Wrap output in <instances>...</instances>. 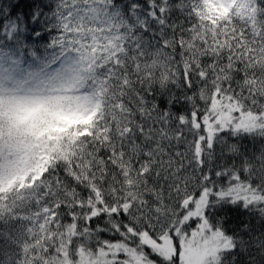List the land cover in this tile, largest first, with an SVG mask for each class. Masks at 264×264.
Instances as JSON below:
<instances>
[{"label": "snow or ice", "instance_id": "snow-or-ice-1", "mask_svg": "<svg viewBox=\"0 0 264 264\" xmlns=\"http://www.w3.org/2000/svg\"><path fill=\"white\" fill-rule=\"evenodd\" d=\"M0 264H264V0L0 4Z\"/></svg>", "mask_w": 264, "mask_h": 264}, {"label": "trees", "instance_id": "trees-1", "mask_svg": "<svg viewBox=\"0 0 264 264\" xmlns=\"http://www.w3.org/2000/svg\"><path fill=\"white\" fill-rule=\"evenodd\" d=\"M10 2H11V0H0V4L7 5ZM25 3H27V0H25ZM23 10L25 11V13H27L29 11V9L27 7H24ZM225 213H227L229 220L232 223L237 222L242 217V213L238 209L225 208L224 210H222L220 212V215H224Z\"/></svg>", "mask_w": 264, "mask_h": 264}]
</instances>
